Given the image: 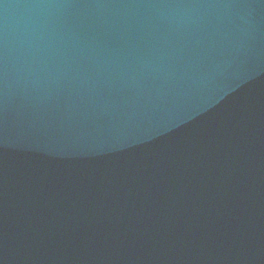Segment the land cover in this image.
<instances>
[{
  "label": "water",
  "instance_id": "1",
  "mask_svg": "<svg viewBox=\"0 0 264 264\" xmlns=\"http://www.w3.org/2000/svg\"><path fill=\"white\" fill-rule=\"evenodd\" d=\"M0 264H264V0H0Z\"/></svg>",
  "mask_w": 264,
  "mask_h": 264
}]
</instances>
